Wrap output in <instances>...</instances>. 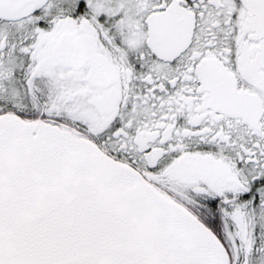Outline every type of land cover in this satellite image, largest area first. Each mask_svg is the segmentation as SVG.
<instances>
[{"label": "snow or ice", "instance_id": "1", "mask_svg": "<svg viewBox=\"0 0 264 264\" xmlns=\"http://www.w3.org/2000/svg\"><path fill=\"white\" fill-rule=\"evenodd\" d=\"M0 264H264V0H0Z\"/></svg>", "mask_w": 264, "mask_h": 264}]
</instances>
